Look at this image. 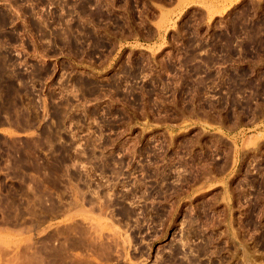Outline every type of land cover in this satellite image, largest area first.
Returning a JSON list of instances; mask_svg holds the SVG:
<instances>
[{
	"label": "rangeland",
	"instance_id": "1",
	"mask_svg": "<svg viewBox=\"0 0 264 264\" xmlns=\"http://www.w3.org/2000/svg\"><path fill=\"white\" fill-rule=\"evenodd\" d=\"M0 59V264H264V0H0Z\"/></svg>",
	"mask_w": 264,
	"mask_h": 264
},
{
	"label": "bare ground",
	"instance_id": "2",
	"mask_svg": "<svg viewBox=\"0 0 264 264\" xmlns=\"http://www.w3.org/2000/svg\"><path fill=\"white\" fill-rule=\"evenodd\" d=\"M84 8H85V7H84ZM99 13H100V12H99ZM220 13L222 14V12H220ZM7 19H8V17H7ZM2 20H3V19H2ZM4 20H6V19H4ZM8 21H9V20H8ZM2 22H3V21H2ZM7 23H8V22H7ZM9 23H10V22H9ZM5 57H6V56H5ZM4 59H6V58H4ZM0 60H1V59H0ZM6 60H7V59H6ZM4 61H5V60H4ZM8 62H9V61H8ZM0 63H1V62H0ZM5 64H6V63H5ZM13 65H14V64H13ZM1 66H2V68H5V67H6V66L3 67L2 64H1ZM169 67H170V66H169ZM5 75H6V74H5ZM2 76H4V75H2ZM5 77H6V76H5ZM2 78H3V77H2ZM18 79H19V78H18ZM0 81H1V80H0ZM24 82H25V81H24ZM1 83H2V82H0V84H1ZM8 83H9V82H8ZM25 83H26V82H25ZM9 84H10V83H9ZM2 86H3V85H2ZM8 86H9V85H8ZM11 86H12V85H10L9 88H10ZM93 86H95V85H93ZM3 87H4V86H3ZM3 87H1V88L3 89ZM12 87H13V86H12ZM1 88H0V89H1ZM9 88H8V89H9ZM2 89H1V90H2ZM11 89H12V88H11ZM14 90H15V89H14ZM16 90H17V89H16ZM16 90H15V91H16ZM93 90H94V88H93ZM9 91H10V90H9ZM17 92H19V91H17ZM10 93H11V92H10ZM11 94H12V93H11ZM10 96H11V95H10ZM12 98H13V97H12ZM205 112H206V114H208L207 111H205ZM205 112H204V113H205ZM196 114H198V113H196ZM18 115H19V114H18ZM206 116H207V115H206ZM206 116H205V117H206ZM208 116H209V115H208ZM17 118H18V117H17ZM209 118H210V116H209ZM211 118H212V117H211ZM49 132H50V131H49ZM45 135H46V134H45ZM49 136H50V134H49ZM47 137H48V135H47ZM45 138H46V137H45ZM47 139H48V138H47ZM51 139H52V138H51ZM258 139H259V138H258ZM256 140H257V139H256ZM47 141H50V140H47ZM254 141H255V140H254ZM51 142H52V140H51ZM255 142H256V141H255ZM49 143H50V142H49ZM252 143H254V142H252ZM258 144H259V143H255L254 146H257V147H258V146H259ZM251 145H252V144H251ZM56 164H57V163H56ZM52 165H53V164H52ZM54 167H55V166H54ZM65 167H66V166H65ZM36 168H37V167H36ZM52 168H53V167H52ZM57 168H59V167L57 166ZM67 168H68V167H67ZM67 168H66V169H67ZM55 169H56V168H55ZM59 169H60V168H59ZM59 169H58V170H59ZM53 172H54V171H53ZM82 203H83V202H82ZM106 207H107V206H106ZM77 243H78V242H77ZM77 243H76V244H77ZM79 243H80V242H79ZM71 245H72V244H71ZM71 245H70V246H71ZM76 246H77V245H76ZM79 246H80V245H79ZM79 246H78V247H79ZM83 246H84V245H83ZM63 249H64V248H63ZM66 249H67V248H66ZM74 249H75V247H74ZM54 250H55V249H54ZM58 250H59V249H58ZM61 250H62V249H61ZM65 251L67 252L68 250H63V252H65ZM35 252H36V251H35ZM54 252H55V251H54ZM66 252H65V253H66ZM25 253H26V252H25ZM29 253H30V252H28V254H29ZM32 253H33V252H32ZM67 253H69V252H67ZM67 253H66V255H67ZM61 254L63 255L64 253H61ZM17 255H19V254H17ZM21 255H22V254H21ZM23 255H24V254H23ZM26 255H27V253H26ZM55 255H56V253H55ZM62 255H61V257L58 255L59 258H64V257H62ZM64 255H65V254H64ZM58 256H57V257H58ZM78 256H79V255H78ZM18 257H19V256H18ZM22 257H23V256H22ZM30 257H33V256H30ZM30 257H29V258H30ZM52 257H53V256H52ZM19 258H21V257H19ZM27 258H28V257H27ZM37 258H39V257H37ZM50 258H51V257H50ZM55 258H56V257H55ZM55 258H54V259H55ZM59 258H58V259H59ZM75 258H76V257H75ZM24 259H26V258H24ZM32 259H33V258H32ZM34 259H35V258H34ZM54 259H53V260L50 259V260H51V261H54ZM56 259H57V258H56ZM64 259H66V258H64ZM64 259H61V261H62V260L64 261ZM70 259H71V258H70ZM77 259H79V258H77ZM20 260H21V262H22L23 259L21 258ZM66 260L68 261V258H67ZM82 260H83V259H82ZM24 261H25V260H24ZM26 261H27V263H25V264H28V259H27ZM32 261H34V260H32ZM36 261H37V260H36ZM39 261H40V260H39ZM51 261H49V262H51ZM70 261H72V260H70ZM21 262L18 261L17 263L20 264ZM29 262H31V259H30ZM55 262H57V261L55 260ZM55 262H51V263L54 264ZM58 262L60 263V260H58ZM65 262H66V261H65ZM68 262H69V261H68ZM77 262H78V261H77ZM80 262H81V261H80ZM59 263H57V264H59ZM30 264H35V263L33 262V263H30ZM60 264H61V263H60ZM62 264H63V263H62ZM69 264H72V263H69ZM75 264H76V263H75ZM79 264H80V263H79Z\"/></svg>",
	"mask_w": 264,
	"mask_h": 264
},
{
	"label": "flooded vegetation",
	"instance_id": "3",
	"mask_svg": "<svg viewBox=\"0 0 264 264\" xmlns=\"http://www.w3.org/2000/svg\"><path fill=\"white\" fill-rule=\"evenodd\" d=\"M228 28L230 29V26H228ZM241 28V27H240ZM227 34H229V32L227 31Z\"/></svg>",
	"mask_w": 264,
	"mask_h": 264
}]
</instances>
